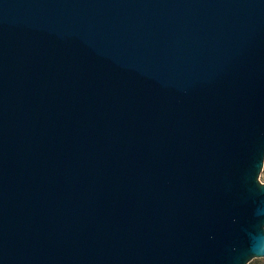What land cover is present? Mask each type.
I'll list each match as a JSON object with an SVG mask.
<instances>
[{
  "label": "water",
  "instance_id": "water-1",
  "mask_svg": "<svg viewBox=\"0 0 264 264\" xmlns=\"http://www.w3.org/2000/svg\"><path fill=\"white\" fill-rule=\"evenodd\" d=\"M264 0H0V264L264 258Z\"/></svg>",
  "mask_w": 264,
  "mask_h": 264
},
{
  "label": "rangeland",
  "instance_id": "rangeland-1",
  "mask_svg": "<svg viewBox=\"0 0 264 264\" xmlns=\"http://www.w3.org/2000/svg\"><path fill=\"white\" fill-rule=\"evenodd\" d=\"M259 180L262 184H264V166H263V170L260 173V177ZM249 264H264V258L261 259H254L252 262H250Z\"/></svg>",
  "mask_w": 264,
  "mask_h": 264
}]
</instances>
